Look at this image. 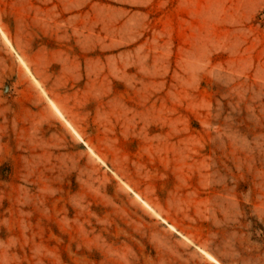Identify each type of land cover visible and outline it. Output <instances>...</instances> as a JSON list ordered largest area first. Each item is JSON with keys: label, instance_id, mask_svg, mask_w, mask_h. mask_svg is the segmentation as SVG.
Masks as SVG:
<instances>
[{"label": "rangeland", "instance_id": "1", "mask_svg": "<svg viewBox=\"0 0 264 264\" xmlns=\"http://www.w3.org/2000/svg\"><path fill=\"white\" fill-rule=\"evenodd\" d=\"M0 264H264V0H0Z\"/></svg>", "mask_w": 264, "mask_h": 264}]
</instances>
